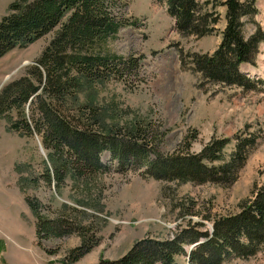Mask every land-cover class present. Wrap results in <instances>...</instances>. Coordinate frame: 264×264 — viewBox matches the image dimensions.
Listing matches in <instances>:
<instances>
[{"label":"rangeland","instance_id":"1","mask_svg":"<svg viewBox=\"0 0 264 264\" xmlns=\"http://www.w3.org/2000/svg\"><path fill=\"white\" fill-rule=\"evenodd\" d=\"M14 1L0 0V18L10 12ZM257 1L259 13L254 23L264 26V0ZM118 2L127 23L108 49L124 60L136 58L138 66L125 67L123 73L107 81L84 84L72 99L75 106L101 108L102 123L107 126L154 123L165 133L160 144L164 153L174 151L188 136L191 152H200L210 141L228 137L230 142L224 150L228 159L240 138L255 135V144L248 146L250 156L230 185L157 180L144 175L146 167L119 169L109 151L102 155L109 168L104 173L86 181L68 176L61 186L49 185L42 175L51 160L41 136L12 130L9 118L2 117L0 264H65L71 250L81 245L82 236L73 233L44 240L39 246L36 218L25 201L27 196L38 197L44 213H72L87 228V238L97 243L70 263L91 264L101 258L117 259L147 236L171 238L178 226H186L190 219L204 221L202 229L213 230L214 218L239 212L264 186V84L246 90L205 82L189 64L193 52L212 53L219 46L226 8L205 5L217 11L220 20L213 25L216 30L212 34L198 37L177 30L167 0ZM255 26L249 23V31ZM56 30L0 58V90L35 63ZM115 63L121 67L120 62ZM244 68H249L247 75L253 80L264 79V52L258 53L255 65L245 64ZM208 215L213 220L204 218ZM49 250L56 252L50 254ZM178 262L184 263V256H179ZM224 264H264V249L249 258L233 257Z\"/></svg>","mask_w":264,"mask_h":264},{"label":"trees","instance_id":"2","mask_svg":"<svg viewBox=\"0 0 264 264\" xmlns=\"http://www.w3.org/2000/svg\"><path fill=\"white\" fill-rule=\"evenodd\" d=\"M119 0H15L10 12L0 18V58L17 46H26L56 30L35 63L0 90V120L8 117L10 128L26 135L38 134L49 151L51 165L42 178L61 186L67 177L86 181L109 168L102 155L109 151L119 169L128 165L146 167L144 175L157 180L212 182L230 185L237 180L250 156L256 136L237 141L226 159L230 138L207 143L200 152H191L189 136L172 152L160 150L165 133L154 123L136 122L132 127L102 123V109L91 104L76 107L72 99L84 84L104 82L129 66L136 58L124 60L112 53L109 42L126 25L118 10ZM176 28L199 37L213 33L220 14L206 4L226 8L222 40L212 52H193L191 68L205 82L238 85L246 90L264 81L252 80L241 72L244 63L255 64L264 29L248 34L246 24L258 13L257 0H167ZM126 3H122L125 6ZM123 69H120L118 64ZM15 112V115H13ZM25 201L36 218L38 245L53 237L73 233L82 236L79 247L69 253L65 264L87 254L97 241L87 238L86 227L72 213L56 216L44 213L38 197ZM49 210V208H47ZM193 210V209H192ZM193 212V211H192ZM204 218L212 219L211 215ZM204 221L179 225L171 238L144 237L117 259L101 258L91 264H224L233 257L249 258L264 249V186L253 200L237 213L217 216L213 230H204ZM193 246L190 251L188 248ZM54 254L56 251H47ZM185 262L179 263L178 257ZM189 257V258H188Z\"/></svg>","mask_w":264,"mask_h":264},{"label":"water","instance_id":"3","mask_svg":"<svg viewBox=\"0 0 264 264\" xmlns=\"http://www.w3.org/2000/svg\"><path fill=\"white\" fill-rule=\"evenodd\" d=\"M212 228H213V226H212Z\"/></svg>","mask_w":264,"mask_h":264}]
</instances>
